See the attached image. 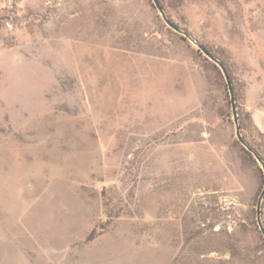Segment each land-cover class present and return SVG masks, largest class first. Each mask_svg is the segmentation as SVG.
Instances as JSON below:
<instances>
[{
    "label": "rangeland",
    "instance_id": "obj_1",
    "mask_svg": "<svg viewBox=\"0 0 264 264\" xmlns=\"http://www.w3.org/2000/svg\"><path fill=\"white\" fill-rule=\"evenodd\" d=\"M158 2L0 0V264H264V0Z\"/></svg>",
    "mask_w": 264,
    "mask_h": 264
},
{
    "label": "water",
    "instance_id": "obj_2",
    "mask_svg": "<svg viewBox=\"0 0 264 264\" xmlns=\"http://www.w3.org/2000/svg\"><path fill=\"white\" fill-rule=\"evenodd\" d=\"M152 2H153V5H154L155 9H156V10L158 11V13L161 15L162 20H163V22L165 23V25H166L169 29H171L174 33L179 34V33H180V30L178 29V27H177L175 24H173L171 21H169L168 19H166V17L164 16V14H163V10H162V8H161V6H160L158 0H152ZM198 49H199L200 52H201L204 56H206L210 61L213 60L212 57H211V56L205 51V49H203L201 46H198ZM218 67H219V69L221 70V73H222V75H223V78H224V80H225V82H226L227 90H228V93H229V96H230V103H231V109H232V119H233V123H234L235 128H236V139H237V142H238L241 146L245 147V149H246V151H247L248 153L253 154V152H252L249 148H247V147L244 145L243 139H242L241 136H240V130H239V128H238V118H237V115H236V108H235V104H234L233 88H232L231 82H230V80H229V77H228V75H227V72L225 71L224 67H223L221 64H218ZM253 156H254L256 162H257L258 164H260L261 169H262V172H263V174H264V163H263V162H262V161H261L256 155L253 154ZM263 197H264V191L261 193V195H260V197H259V199H258L257 213H256V222H257V226H258V228H259V231H260V233H261V235H262V237H263V239H264V228H263V226H262V224H261V221H260V213H259V205H260V203H261Z\"/></svg>",
    "mask_w": 264,
    "mask_h": 264
},
{
    "label": "trees",
    "instance_id": "obj_3",
    "mask_svg": "<svg viewBox=\"0 0 264 264\" xmlns=\"http://www.w3.org/2000/svg\"><path fill=\"white\" fill-rule=\"evenodd\" d=\"M249 157H251V154L247 153L246 151H244ZM253 160V159H252ZM263 162V161H262ZM264 163V162H263ZM90 240V239H89ZM88 240V241H89Z\"/></svg>",
    "mask_w": 264,
    "mask_h": 264
}]
</instances>
